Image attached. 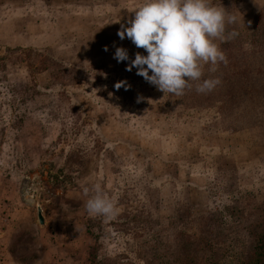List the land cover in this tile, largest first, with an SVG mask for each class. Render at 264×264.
I'll use <instances>...</instances> for the list:
<instances>
[{
  "label": "rangeland",
  "instance_id": "rangeland-1",
  "mask_svg": "<svg viewBox=\"0 0 264 264\" xmlns=\"http://www.w3.org/2000/svg\"><path fill=\"white\" fill-rule=\"evenodd\" d=\"M144 2L0 0V264L134 260L136 245L206 232L227 209L230 227L242 213L264 226V108H226L222 85L254 48V4L210 0L246 43L204 65L213 91L176 96L114 59L147 55L117 35ZM97 184L111 220L86 209Z\"/></svg>",
  "mask_w": 264,
  "mask_h": 264
},
{
  "label": "clouds",
  "instance_id": "clouds-1",
  "mask_svg": "<svg viewBox=\"0 0 264 264\" xmlns=\"http://www.w3.org/2000/svg\"><path fill=\"white\" fill-rule=\"evenodd\" d=\"M134 14L130 26L122 25L117 35L121 40L130 39L147 55L137 52L130 59L127 49L116 48L117 62L130 61L127 71L136 68V74L159 91L176 96L190 89L192 82H198L199 93L211 92L220 84L218 78L202 77L205 64L215 72L217 65L227 63L216 42L235 35H225L224 8L212 5L210 0H145ZM117 85L121 87L123 82ZM84 191L87 194L89 189ZM94 192L86 202L88 213L113 219L119 213L116 201L99 184Z\"/></svg>",
  "mask_w": 264,
  "mask_h": 264
},
{
  "label": "trees",
  "instance_id": "trees-1",
  "mask_svg": "<svg viewBox=\"0 0 264 264\" xmlns=\"http://www.w3.org/2000/svg\"><path fill=\"white\" fill-rule=\"evenodd\" d=\"M248 1V6L250 3L254 4V10L251 12V19L254 22V31L251 33L254 35L250 33L254 40L252 42L254 48L243 49V69L234 68L235 64L227 68L222 85L226 90V108L241 107L245 113L255 114L264 108V7H261L264 0ZM234 20L238 22L239 18L235 17ZM245 20L244 18L243 21ZM230 25L229 22V26L225 28V35L231 33L235 35L224 41H216L221 50L246 43L245 35ZM258 135L264 136V133L258 132ZM222 213L224 212L216 211L209 214L206 232L196 233L194 237L177 232L174 240L169 238L145 242L136 245L138 253L134 251V260L119 262L117 259H107L104 264H264V226L260 223L244 224L245 213H242L241 219L233 221L230 227L224 224V220L227 217L233 218L234 215L229 213V209ZM217 219L221 220L220 223ZM163 231L165 230L160 228L159 234L165 233Z\"/></svg>",
  "mask_w": 264,
  "mask_h": 264
},
{
  "label": "water",
  "instance_id": "water-1",
  "mask_svg": "<svg viewBox=\"0 0 264 264\" xmlns=\"http://www.w3.org/2000/svg\"><path fill=\"white\" fill-rule=\"evenodd\" d=\"M40 221L43 222L42 216L40 215Z\"/></svg>",
  "mask_w": 264,
  "mask_h": 264
},
{
  "label": "crops",
  "instance_id": "crops-1",
  "mask_svg": "<svg viewBox=\"0 0 264 264\" xmlns=\"http://www.w3.org/2000/svg\"><path fill=\"white\" fill-rule=\"evenodd\" d=\"M3 259V258H2Z\"/></svg>",
  "mask_w": 264,
  "mask_h": 264
}]
</instances>
